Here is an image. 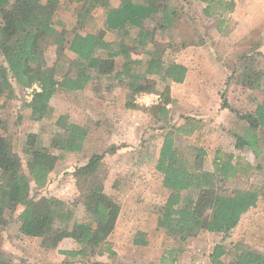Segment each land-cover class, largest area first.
<instances>
[{
	"label": "trees",
	"instance_id": "1",
	"mask_svg": "<svg viewBox=\"0 0 264 264\" xmlns=\"http://www.w3.org/2000/svg\"><path fill=\"white\" fill-rule=\"evenodd\" d=\"M198 1L206 4L207 16L235 8L234 0ZM61 7L67 16L87 21L95 10L104 8L105 29L122 35L108 40L97 33L82 34L76 24L71 30L72 37L67 39L65 32L57 28L64 27L62 17L57 16ZM177 16V6L170 0H0V94L7 92L13 96L14 82L24 88L37 83L40 89L26 106L34 119L42 120L54 115L51 99L58 90L83 91L90 82L107 75L126 85L131 98L136 93L158 92V83H164L162 101L155 107L166 114L170 85L184 83L189 70L184 62L169 59L167 50L177 52L194 44L174 39L171 32ZM159 35L166 38L159 39ZM53 43L62 56L66 51L75 54L71 72L59 74L47 64L45 52ZM252 72L247 66V74L240 82L262 88V83L253 84ZM131 104L128 102V107ZM4 105L5 102L0 110ZM59 120L63 132L53 136L50 146L38 145L36 133L27 135L24 152L31 154L27 171L11 138L4 129L0 131V225H7L8 211L14 213L21 208L19 231L40 238L44 249H56L67 237L79 245L77 249L59 250L65 256L62 263L110 264L94 257L116 255L110 237L121 206L106 192L102 178H95L92 186L83 190L86 205L83 218H77L76 207L68 200L53 194L34 196L32 193L33 185L42 188L50 182L51 172L66 152L84 150L86 128L64 115ZM237 126L243 133L235 135L236 146L247 144L253 151L262 152L264 97L246 113L238 114ZM176 131L191 134L195 131L194 124L188 129L177 127ZM174 134L171 130L165 132L156 163V169L162 173L163 187L168 191L165 201L156 208L157 227L183 241L203 231L222 235L210 252V264H264V248L243 241L234 244L231 259L223 258L228 253L224 243L227 237L242 216L256 207L260 199L264 200V181L247 189H229L227 182L243 171L240 158L234 162L232 155L226 160L218 155L210 168L205 147L190 145L192 154L188 155L178 148ZM102 157L94 155L82 169L88 170ZM247 167H252L249 162ZM133 243L148 245L147 233L138 230ZM19 260L15 263L0 256V264H28L25 258Z\"/></svg>",
	"mask_w": 264,
	"mask_h": 264
},
{
	"label": "rangeland",
	"instance_id": "2",
	"mask_svg": "<svg viewBox=\"0 0 264 264\" xmlns=\"http://www.w3.org/2000/svg\"><path fill=\"white\" fill-rule=\"evenodd\" d=\"M170 2L178 9L171 32L174 39L194 44L177 52L167 50L169 59L186 63L190 72L184 83L170 85L167 101L170 105L166 114L155 107L162 101L164 83H158V92L136 93L131 98L126 85L107 75L93 80L83 91L58 90L51 99L55 106L54 115L42 120L34 119L31 109L26 106L33 97L29 87L24 88L14 82L13 96H8L7 92L0 94V105L5 102L0 110V131L4 129L11 138L26 171L31 154L24 152V144L29 133L37 134L38 145L50 146L53 136L63 132V123L59 120L62 115L86 128L84 150L80 153L66 152L51 172L50 182L42 188L33 185L32 193L34 196L53 194L68 200L76 207L77 218H83L86 209L83 190L90 188L95 178H102L106 192L121 206L116 228L110 237L116 255L94 257L110 264H210V252L222 240L220 234L203 231L183 241L157 227L156 208L168 195L162 184V173L156 169L157 152L165 132L174 131L178 148L188 155L192 154L190 145L205 147L210 168L218 155L224 160L232 155L234 162L240 158L243 171L227 182L231 190L247 189L264 181V149L256 152L242 142L237 147L236 136L226 133L233 126V131L242 134L236 124L238 114L254 107L258 95L264 96V0H234V10H223L222 14L210 16L204 13L206 4L198 0ZM249 4L253 10L247 12ZM57 16L64 22V27L58 25L57 28L65 32L67 39L72 37L71 30L76 24L82 34L97 33L108 40L122 35H114L105 29L106 11L101 7L88 21L67 16L62 7L58 9ZM259 37L262 39L252 41ZM64 55L54 43L45 52L47 64L59 74L71 72L74 65L75 54L66 51ZM221 64L227 66L228 73L219 71L223 68ZM247 66L254 70L253 84L262 83V88L240 82L247 74ZM143 94L148 97L142 98ZM158 95L160 99L157 100ZM128 102L132 103L130 107ZM193 124L195 131L191 134L176 131L177 127L188 129ZM94 155L103 157L93 167L83 170L82 167ZM247 162L252 166L249 169L245 168ZM20 210L8 211V226L0 225V228L3 226L1 229L6 226L12 237L17 230L15 224H18ZM138 230L147 233L148 245L133 243ZM2 240L0 233V256L19 262L23 257L15 254L25 253L10 248L2 250ZM39 240L31 237L27 242L18 243L19 248L27 250L28 264H65L62 263L63 254L53 249L44 252L47 249L41 247ZM225 241L228 253L223 258L226 260L233 257V246L237 242L264 248L263 199L242 216ZM64 246L71 247V244ZM50 251L55 255L50 256Z\"/></svg>",
	"mask_w": 264,
	"mask_h": 264
},
{
	"label": "crops",
	"instance_id": "3",
	"mask_svg": "<svg viewBox=\"0 0 264 264\" xmlns=\"http://www.w3.org/2000/svg\"><path fill=\"white\" fill-rule=\"evenodd\" d=\"M251 10H253V8H252V5H250L249 4V6H248V8H247V12H250ZM260 10H262V9H260ZM263 16H264V7H263ZM253 22H251V24H252ZM250 33V34H249ZM249 37L252 35L251 34V31H249ZM262 39V37H259V38H253V40L252 41H254V40H261ZM264 39V38H263ZM186 64V63H185ZM187 65V64H186ZM221 66L223 67V68H221L219 71L222 73H228L229 72V69L227 68V66H225L224 64H221ZM220 68V67H219ZM190 72V70H188V73ZM187 76H188V74H187ZM264 97V96H263ZM263 97H259V95L257 96V100H256V103L258 102V101H260V99L261 98H263ZM237 124V123H236ZM233 127V126H232ZM232 127H230L229 129H228V132H226L227 133V135H231V133L233 134V135H236L237 134V132H235V131H233V128ZM232 128V129H231ZM231 129V130H230ZM235 132V133H234ZM159 153H160V150H158V152H157V156H159ZM57 196V195H56ZM59 197V196H58ZM8 226V225H7ZM3 227V226H2ZM1 227V228H2ZM19 227H20V223H19V221H18V224L16 223L15 224V228H17V230L15 231V234H13V237L10 235V230L5 226L3 229H1L0 228V233H1V235H2V238H3V240H2V242H3V246H2V250H4V249H7V248H10V249H17V250H19V251H22L23 253H25V255H23V254H21V255H19V254H15V255H18L19 257H23V258H25V259H27V255H26V249H25V251L22 249V248H19V245L20 244H22V242L23 241H25V242H27V240L29 239V238H31L30 236H27V235H23L20 231H19ZM14 235H17L16 237H14ZM9 236H11L12 238L10 239L9 238ZM35 238H37V239H40V238H38V237H35ZM40 241V240H39ZM20 242V244H18ZM66 243H69V244H71V247H65L64 245H66ZM1 245H2V243H1ZM1 245H0V247H1ZM37 247H39V246H37ZM79 247V245L75 242V240L73 239V238H70V237H67V238H64V240H62L61 242H60V245H58V247L56 248V249H53V250H56L57 252L60 250V249H77ZM40 248V247H39ZM17 250H16V252H17ZM44 250V249H43ZM49 250H52V249H49ZM49 250H47V251H44V252H48ZM51 252V251H50ZM51 254L52 255H50V256H54L55 255V253L53 252H51ZM45 255H46V253H45ZM47 256V255H46ZM64 256V255H63ZM48 257V256H47ZM64 259V258H63ZM28 261V260H27Z\"/></svg>",
	"mask_w": 264,
	"mask_h": 264
},
{
	"label": "built area",
	"instance_id": "4",
	"mask_svg": "<svg viewBox=\"0 0 264 264\" xmlns=\"http://www.w3.org/2000/svg\"><path fill=\"white\" fill-rule=\"evenodd\" d=\"M30 89V91L32 92V95L31 96H33V93L36 91V90H39L40 88H39V85L37 84V83H35V84H33V86L32 87H29ZM147 94H143L141 97L142 98H146V97H148V96H146ZM156 99L158 100V99H160V95H158V96H156ZM141 100V99H140ZM146 104H150L149 102H146ZM169 105L170 104H168L167 106L169 107Z\"/></svg>",
	"mask_w": 264,
	"mask_h": 264
}]
</instances>
